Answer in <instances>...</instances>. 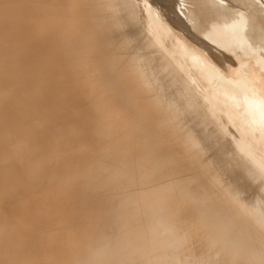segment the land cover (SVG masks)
Here are the masks:
<instances>
[{
    "label": "bare ground",
    "instance_id": "1",
    "mask_svg": "<svg viewBox=\"0 0 264 264\" xmlns=\"http://www.w3.org/2000/svg\"><path fill=\"white\" fill-rule=\"evenodd\" d=\"M178 1L0 0V264H264V0Z\"/></svg>",
    "mask_w": 264,
    "mask_h": 264
},
{
    "label": "rangeland",
    "instance_id": "2",
    "mask_svg": "<svg viewBox=\"0 0 264 264\" xmlns=\"http://www.w3.org/2000/svg\"><path fill=\"white\" fill-rule=\"evenodd\" d=\"M148 1L151 2L153 5H155L156 7H158V9H160V11L168 19H173V18L175 19L176 18V14H175L176 12L178 14H180L179 7H178V4H179L178 0H148ZM231 131L233 132L234 135L238 136L234 130L231 129Z\"/></svg>",
    "mask_w": 264,
    "mask_h": 264
}]
</instances>
